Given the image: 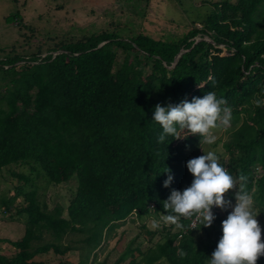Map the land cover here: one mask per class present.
Masks as SVG:
<instances>
[{
  "label": "trees",
  "instance_id": "trees-1",
  "mask_svg": "<svg viewBox=\"0 0 264 264\" xmlns=\"http://www.w3.org/2000/svg\"><path fill=\"white\" fill-rule=\"evenodd\" d=\"M212 7L200 29L189 27L177 38L142 33L119 38L101 31L57 41L43 57L37 46L29 57L20 49L0 60V173L14 181L11 194L0 195V209L21 218L24 227L18 240L0 239L8 246L0 264H40V255L64 256L77 250L61 243L67 235L81 236L79 249L91 254L131 215L140 236L149 243L157 234L159 239L143 249L127 243L111 264H209L222 236L216 209L212 236L205 231L198 239L196 232L205 227L197 222L188 228L193 218H181L184 228L173 233L149 231L142 223L171 214L163 202L173 189L190 186L186 149L199 157L201 140L178 129L179 139L168 136L158 143L162 128L152 120L155 106L191 102L208 91L232 109L219 163L234 177H247L244 187L254 198V212L264 218V104H255L264 100V0H223ZM197 35L211 43L195 42ZM219 45L225 56L215 48ZM166 168L173 176L168 188ZM38 178L53 185L74 178L65 210H48L38 199ZM44 235L50 241L33 246ZM180 250L187 255L181 258ZM92 264L106 263L93 259ZM257 264H264V256Z\"/></svg>",
  "mask_w": 264,
  "mask_h": 264
},
{
  "label": "rangeland",
  "instance_id": "rangeland-1",
  "mask_svg": "<svg viewBox=\"0 0 264 264\" xmlns=\"http://www.w3.org/2000/svg\"><path fill=\"white\" fill-rule=\"evenodd\" d=\"M223 0H0V60L10 54H18L29 57L36 53L35 48L39 47L40 57L45 54V49L52 47L57 41H75L82 36L99 33L101 31L112 32L119 38L131 37L142 33L154 38L168 40L183 35L189 27L200 29V21L212 11V6ZM233 2L234 0H228ZM19 24L16 27L15 24ZM16 24V25H17ZM24 26V29L22 28ZM26 28V29H25ZM195 42L203 40L211 43L206 35H197L193 38ZM220 56L227 53L222 46H215ZM29 54V55H28ZM119 64V62H117ZM0 72V80H1ZM2 82L0 81V88ZM227 128L214 130L217 140L212 145L199 143L198 155L214 151L218 158L222 156V143L227 139ZM187 156L192 159V149H186ZM226 159V156L223 157ZM17 171H24L17 169ZM257 173L260 172L257 168ZM14 183L10 176L4 171L0 173V195L11 194V185ZM192 183V182H191ZM190 183V185H191ZM37 186L38 199L44 202L46 208L51 210L54 206H60L65 210L75 190V180L59 185L46 184L43 178L35 181ZM237 190H231L225 194L226 200H231L235 205ZM17 203V201H16ZM232 208L221 210L216 208L221 220H225ZM257 220L261 227L262 241H264V218L258 213ZM64 215V214H63ZM152 218L145 217L142 221L149 231L162 232V228L171 233L177 228L159 226L152 227ZM139 222L133 215L127 217L109 235L103 237L100 245L91 253H82L79 235H67L61 243L74 246L77 250L69 252L64 256H54L51 253L38 256L40 264H77L85 260L92 264V260L104 261L111 264L124 249L127 243L132 242L133 247L141 249L149 246L159 239L157 234L147 242L139 235ZM217 226V224H214ZM23 220L21 218L2 215L0 209V239L16 241L23 234ZM205 231L212 236L213 225L205 227V230L196 232L195 238L204 237ZM46 235L38 243L49 242ZM4 244H0V254H6Z\"/></svg>",
  "mask_w": 264,
  "mask_h": 264
},
{
  "label": "clouds",
  "instance_id": "clouds-1",
  "mask_svg": "<svg viewBox=\"0 0 264 264\" xmlns=\"http://www.w3.org/2000/svg\"><path fill=\"white\" fill-rule=\"evenodd\" d=\"M212 79L210 76L209 80ZM227 103L225 98H217L214 91H208L202 98L193 97L191 102L182 101L167 106L157 104L152 120L162 128L158 143H163L168 136L179 139V129L187 130L192 135L198 134L201 137L199 143L214 144L217 140L214 130L227 128L231 124L232 109L226 106ZM255 104L260 106L264 100H256ZM186 167L193 177L192 183L182 192L175 189L171 191L168 199L163 202L164 209L171 214H161L160 221L183 229L181 218L195 217V221L203 224V227H210L216 219L213 207L221 210L232 208L222 221V236L209 264H257V260L264 256V241L257 214H254V198L244 187L247 177L243 174L237 177L231 175L219 163L214 151L190 159ZM166 173L169 174L163 187L168 188L173 176L170 169ZM231 190H237L234 206L231 200L225 199V194ZM160 221L153 219L152 227L158 228ZM178 255L183 258L187 253L180 250Z\"/></svg>",
  "mask_w": 264,
  "mask_h": 264
},
{
  "label": "built area",
  "instance_id": "built-area-1",
  "mask_svg": "<svg viewBox=\"0 0 264 264\" xmlns=\"http://www.w3.org/2000/svg\"><path fill=\"white\" fill-rule=\"evenodd\" d=\"M213 209H216V208L213 207ZM197 222L198 221H195V217H193V219L189 222L188 228H190V229L194 228ZM162 223H164V222L162 221Z\"/></svg>",
  "mask_w": 264,
  "mask_h": 264
},
{
  "label": "water",
  "instance_id": "water-1",
  "mask_svg": "<svg viewBox=\"0 0 264 264\" xmlns=\"http://www.w3.org/2000/svg\"><path fill=\"white\" fill-rule=\"evenodd\" d=\"M102 44H100L99 46H101Z\"/></svg>",
  "mask_w": 264,
  "mask_h": 264
}]
</instances>
